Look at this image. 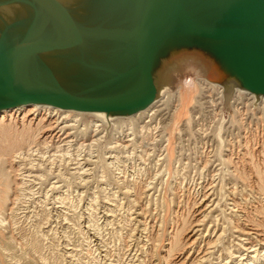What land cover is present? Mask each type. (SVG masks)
Wrapping results in <instances>:
<instances>
[{"label":"rangeland","instance_id":"374dc122","mask_svg":"<svg viewBox=\"0 0 264 264\" xmlns=\"http://www.w3.org/2000/svg\"><path fill=\"white\" fill-rule=\"evenodd\" d=\"M88 1L91 0H70L74 4ZM101 52L102 49L96 50L95 53L98 55L103 53ZM194 59L198 60V53L173 54L170 61L163 66V72L158 75L157 100L154 103L164 97L159 94L163 86L167 85L169 91L174 94L181 82L197 79L196 74L185 69L186 66L183 64L186 60L191 63ZM210 65L211 62L202 56L195 65L191 63L190 67L192 69L204 67L205 70H209ZM210 95L212 94L202 95L201 104H194L192 113L194 124L190 129L186 124H182L181 131L176 132L177 134H174V127L170 123L174 113L173 105L170 104L167 108H163L164 110L156 119L149 122L145 119L141 120L135 139L134 137L132 139V136L126 137L133 132L128 131L124 135L114 122L103 124L94 117H87L90 116L87 114L86 120L92 125H101V133L99 132L98 136L104 138L94 148H91L93 141L99 138L96 137L95 132L85 134L83 131H66L62 136L60 130L54 127L51 132L53 135L61 136V141L56 142L55 139L51 144L49 140L48 143L52 145L48 149L50 154L32 156L33 164L28 161L22 167L24 168L22 173L26 172L24 175L30 178L27 179L28 184L12 187V198L5 211V225L0 227V236L2 235L0 249L6 252L5 255H0V264H101L102 261L104 264H133V262L139 264L140 259L144 258L142 254L146 252V249L150 256L147 255L148 258L144 259L147 261L146 264H150L154 256V252H151L152 248L158 244V241L161 244L166 242V245L171 242L169 241L171 237L179 234L183 247L185 243L183 238L191 231L189 229H192L195 223L197 224L200 217L195 207L201 199H207L209 203L212 202L211 205L215 204V211L209 215L200 238L207 235L208 228L213 227L218 218L223 219V211L229 213L228 210L233 201L236 203L239 201L240 210L246 211L247 207H250L249 202L256 201L249 190L251 186L257 190L261 188L260 172L264 173V152L260 153L264 150V146L262 147L264 145V112L258 111L252 114L250 102H247L246 105L250 107L247 116L238 118V122L235 119L236 123L232 129L229 128V122L234 112L226 103L220 114L234 133L227 136L225 131L226 142L223 144L230 147L225 145L223 154H219L218 146L222 149L224 145L222 142L220 144L218 137H215L216 130L212 127V125L215 126L216 119L219 117L211 116L213 108L210 104ZM258 104L257 106L264 108L261 101ZM262 116L263 122L259 120ZM128 117L130 118V116L119 118L126 119L125 121L128 122ZM147 122L149 127L142 129ZM158 123L160 128L154 129ZM203 128L206 132L201 133ZM46 133L49 135V132ZM68 133L70 138L66 139ZM169 133L175 135H172L173 139L170 143L176 150H173L175 156H167L166 153L168 148L166 140ZM252 133L254 137H251ZM42 140L45 139L42 138ZM66 140L74 142L75 145L69 148L65 145ZM172 146L169 147L171 150L174 149ZM55 148L60 150L57 151ZM43 149L44 154L48 152L47 148L43 147ZM229 149H234V152L231 151L233 154ZM65 153H70V156L61 155ZM4 157L0 156V162L7 158ZM226 159L230 161L227 162ZM19 166L16 165L15 171L22 169ZM22 177L23 175L16 177L18 184L24 183ZM241 179H244V182ZM251 179L253 181H250ZM242 184L245 189L242 188ZM220 189L221 192H219ZM233 189H236V193ZM204 195L207 196L203 198ZM16 196L19 199H16ZM260 196L257 195L258 198ZM143 246L144 248H140ZM177 254L179 251L172 253L170 264L179 261Z\"/></svg>","mask_w":264,"mask_h":264},{"label":"water","instance_id":"95a60500","mask_svg":"<svg viewBox=\"0 0 264 264\" xmlns=\"http://www.w3.org/2000/svg\"><path fill=\"white\" fill-rule=\"evenodd\" d=\"M25 4L36 9L29 25L12 19L10 34L0 30V111L47 105L136 114L156 100L158 75L174 51L216 63L221 86L235 79L264 96V0H95V27L60 0ZM44 14L55 20V32L37 20Z\"/></svg>","mask_w":264,"mask_h":264},{"label":"bare ground","instance_id":"6f19581e","mask_svg":"<svg viewBox=\"0 0 264 264\" xmlns=\"http://www.w3.org/2000/svg\"><path fill=\"white\" fill-rule=\"evenodd\" d=\"M25 1L26 0H23V1L18 0L17 1L18 3H15L13 5H8V6L0 5V30H2L4 32H5V30H7V33L10 34L11 28L8 27L9 26L8 22H10L12 19H17V20L18 19L19 20L24 19L25 25L26 24L29 25L30 20L32 18L34 19L37 16L35 14L36 9L34 7H32L31 5L25 4ZM60 1L63 2V4L66 5V7L69 9V11L73 12V14H75V16L77 18H80L81 23L87 24V25H93V27H95L97 25V19H95V16L91 13L93 10L99 9V6L94 4L95 0L88 1L87 3L86 2H79L77 4L71 3L70 0H60ZM20 3H24V4H20ZM52 18H50L48 15L44 14L43 16H41L37 20L40 21L41 23L43 22V24L45 23L46 27L47 26L51 27L52 31L55 32L56 28L53 26L55 23V20ZM103 22H105L104 24H111V25L115 24V21L114 22L103 21ZM117 22H118V24H120V25H118L119 27H121V28L126 27L125 25L124 26L121 25V21H117ZM174 39L175 38H173L168 44L176 42V40H174ZM130 44H131V42H130ZM99 45H103V44H99ZM172 49H175V47H173ZM95 52H96V50H95ZM174 53H178V52L174 51ZM194 53H197V52H194ZM201 57H202V55L200 53H198V60ZM198 60L194 59L193 61H191V63H193L195 65L198 62ZM188 62H190V61L186 60L183 62V64H185V66H186L185 69L196 74L195 76L197 77V79L196 80L191 79V80H186L184 82H181L177 88L178 90L174 94H172L169 91L168 86L164 84L165 86H163L159 90V94L164 96V97L161 100H159L158 102L154 103L157 100V98H156V100L149 107H147L146 109H143L141 111H138L136 114L125 115V116H130V118L128 117L129 119H127L128 122L125 121L126 119L119 118L122 116H118V115L114 116V115L106 114L103 112H94V113L78 112V111H74V110H65V109H61V108H57V107H51V106H47V105H24V106H19V107L10 108V109H4V110L0 111V156L7 157V158L4 157L5 159H3L0 162L1 163L0 164V227L5 225V219H6V218H4L5 217V211L8 207V203H10L9 202L10 199L12 198L11 197V195L13 193L12 187L14 185H17V186L22 185L23 186L24 184H28L27 179L29 177L24 175V173H26V172L22 173V171L24 169L22 167H24L28 161L31 164H33L34 161L32 160V156H46V154L49 155L50 153H49L48 149H50L52 147L51 144L54 143V140L56 139L55 140L56 142L58 140L61 141V136H57V134L56 135L52 134V132H53L52 130L54 129V127H57L60 130L59 132H60V134H62V136H63V134H65L66 131H73V132H79V131L82 132L83 131V133H85V134H90V133L95 132L97 134L96 137H99L98 134L101 133L100 132L101 131V129H100L101 125H99V124H95V125L93 124L92 125V123L87 121L85 116L88 114L90 116H87V117H91V118L94 117L97 119V121H99L103 124H108V123L114 122L117 125V127L120 129V132L123 133L124 135H126V133L128 131L133 132L132 135H128L126 137L132 136V139H133V137L135 139L136 138V130H137V128L140 127L139 122L141 120H144V119L147 120L148 122L152 121L153 119H156V117H158L161 114L162 110H164L163 108L164 107L167 108V106H169V104H170V105H173L172 108L174 111V113L172 114V121L170 123L174 127V130H173L174 134H177L176 132L179 133V131H181V125L182 124H186V126H189L188 128L190 129L191 125L194 124V117L192 116L194 104L195 105L201 104V100H202L201 96L205 95L206 93H211L212 95H210V97H209L211 107L213 108L211 116L214 115L215 118L219 117L216 119L217 122H216L215 126L212 125V127L213 128L215 127L214 129L216 130L215 137H218L220 140V144L222 142V145H224L223 143L226 142L225 141L226 139L224 138L225 131H226L227 136H229L228 134H230V133H234V131L229 129V128L234 129L233 127L235 126L234 124L236 123L235 119L238 122L239 121L238 118H242L243 116H247V112L249 110L248 108H250L246 105L247 102L248 103L250 102L252 114H255L258 111L264 112V108L257 106L259 101H261L264 104V96H257L255 94L248 92V91L242 90L241 88H239L237 86L235 79H232V81L230 82L231 84H229V86H228V89H231L232 91H227L228 90L227 88L221 86L218 82H216L220 78V72H218L219 68H218V65L216 63L210 61L211 67L209 68V70H205L204 67H202V68L196 67V68L192 69L190 67L191 63H188ZM210 69H211V71H210ZM226 103L228 104V106L230 108L233 109V112H234V114L230 118L229 128L227 126V123L223 120V116L220 114V113H222V110L225 108L224 105H226ZM202 104H204V103H202ZM240 105H243V106L240 107ZM208 106H209V104H208ZM259 108H261V109H259ZM263 115H264V113H263ZM115 117H118L119 119L115 118ZM116 120H119V121H116ZM259 120L261 122H263V116H262V118H259ZM148 122L145 126L142 127V129L145 130L149 127ZM243 124H245V123H243ZM91 125L94 127H92ZM241 125H242V121H241ZM81 128H82V130H81ZM159 128H160V123H158L157 127L154 129H159ZM165 128H167V127H165ZM211 128H210V132H211ZM201 130H200L201 133L203 131L206 132L204 130V128ZM163 131H164V129H163ZM255 131L258 133V129H256ZM46 132H49V135ZM54 134H55V132H54ZM174 134H172V135H174ZM46 135H48V136H46ZM91 135H93V134H91ZM172 135H170V133H169L168 138L166 140L167 144H168V146L166 145L168 147L167 151H166L167 156H175L173 154V152H174L173 150H175V148L170 144L172 139H173ZM254 136H255L254 133H252L251 137H254ZM42 138H44L45 140H42ZM68 138H70L69 133H68L66 139H68ZM103 139H104L103 137H99L97 140L95 139V141H93L94 143L92 144L91 148H94V146H96L97 143H101V141ZM49 140H51L50 141L51 144L48 143ZM118 142H119V140H118ZM65 145H67L69 148H71L75 145V143L71 142V141H67V143ZM175 145H176V143H175ZM225 145L230 147L227 144H225ZM225 145L222 146V149H221V146H218L217 149H218V152L220 151L219 154H221V153L223 154V152H224L223 148L225 147ZM42 146L45 149L47 148V150H46V151H48L47 153L44 154L45 151L43 152L44 149ZM170 146H172V148H174V149L171 150L169 148ZM263 146L264 145H262V147ZM228 147H226V148H228ZM58 148H61V147H58ZM58 148H55V149H57V151H59L60 149L58 150ZM127 148H129V147H127ZM233 150H230V152ZM55 152H53V153H55ZM233 152H231V154H233ZM263 152H264V150H262V152H260V153H263ZM58 154L56 156H58ZM61 155L62 156H70V153H67V154L65 153V154H61ZM59 156H60V154H59ZM165 156H166V154H165ZM228 161H230V160H227V162ZM17 164L20 165L19 167L22 169L15 171V167ZM206 165H207V163H206ZM29 166H31V165H29ZM109 166H110V164H109ZM170 166H171V163H170ZM239 166H240V164H239ZM40 167H41V165H40ZM111 167H113V166H111ZM260 174H261L260 175L261 188H259L257 190L256 188L254 189L251 186L252 189L250 188L249 192H250V195L252 194V198L256 199V201H254L255 203H252L253 201L251 202L249 200L250 201L249 202L250 207L249 208L247 207V210L245 209L246 211L240 210L241 205L238 203L239 201L237 203L233 201V204L231 205L229 210L227 209L229 211V213H227V211H223V215H222L223 219L219 220V218H218V220H216L214 226L211 228L209 227L210 229L208 228L207 235L204 236V238H200L201 235H203L202 231L205 228V223L208 220L209 215L215 211V209H214L215 204L211 205L212 202L209 203L207 201V199H204V200L201 199L199 204H197L198 206L195 207L196 212H198L200 217L198 216L199 219L197 220V224L195 223V226L193 225L192 229H189L191 231L189 233H187L185 238H183V239H185V243H183V247L181 246V238H180L179 234H176L175 237H173V238L171 237V239L169 236L168 238L170 239L169 241H171V242L166 244V245H165L166 242L164 244H161V242L158 241V244H155L153 246V248H152L153 250L151 251V249H150L151 252H154V256H152L153 259L150 261V264H170L169 260L172 259V257H173L172 253L175 251H179V254H177L179 261H177L175 264H264V196L262 197V194H264V176H263L264 173L260 172ZM19 175L20 176L23 175L22 181L24 183L18 184L16 177H18ZM238 175H239V173H238ZM43 177H41V178H43ZM238 177H240V176H238ZM251 178H252V176H251ZM241 180H243V182H244V179H241ZM247 180H248V178H247ZM247 180L245 181V183L247 182ZM250 181H253V180L251 179ZM247 185L250 187V185L248 183H247ZM241 186H243V184ZM242 188L245 189L244 186ZM22 189H24V187ZM235 190L233 189V192L236 193ZM20 191H22V190H20ZM241 191H242V189H241ZM22 192H24V191H22ZM219 192H221V189ZM226 194H228V192ZM238 195H239V193H238ZM247 195H246V197L248 199V196H250V195H248V196ZM257 195L258 196L261 195V196L258 198ZM206 196L204 195L203 198H205ZM17 197L18 196H16V199H19ZM228 197H230V196H228ZM240 198H242V197H240ZM224 199H225V197H224ZM96 202L97 201L95 200V203ZM162 203H163V201H162ZM12 206L15 207V205H12ZM223 209H225V208H223ZM9 213H12V212L9 211ZM181 213H182V211H181ZM194 215H195V212H194ZM10 216H13V215H10ZM137 226H139V225H137ZM165 233H166V231H165ZM205 233H206V231H205ZM173 234H175V233H173ZM184 236H185V234H184ZM1 239H2V235L0 236V240ZM145 245H147V244H145ZM15 246H16V243H15ZM167 246L169 248H167ZM180 246H181V248H180ZM145 247H147V246H145ZM140 248H144V246L140 247ZM0 250L2 251V252H0V255H2V256L5 255L6 252L4 253V250H2V248ZM148 252L146 249V252H143V254L141 253L142 257L146 258L147 255H149ZM160 252H161V254H160ZM163 253H164V255H162ZM68 254L69 253H67V255ZM138 254H139V252H138ZM156 256H158V257H156ZM144 258L140 259L139 264H146L147 263L146 259H144ZM104 259H105V257H104ZM89 260H90V258H89ZM175 260H171V261H175ZM101 264H104V262L102 261ZM128 264H131V263H128ZM133 264H134V262H133ZM172 264H174V263H172Z\"/></svg>","mask_w":264,"mask_h":264}]
</instances>
